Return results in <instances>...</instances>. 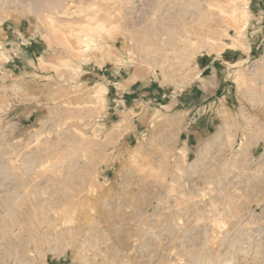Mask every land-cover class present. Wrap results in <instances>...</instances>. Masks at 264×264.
I'll return each mask as SVG.
<instances>
[{
	"label": "rangeland",
	"instance_id": "374dc122",
	"mask_svg": "<svg viewBox=\"0 0 264 264\" xmlns=\"http://www.w3.org/2000/svg\"><path fill=\"white\" fill-rule=\"evenodd\" d=\"M252 17L250 0H0V264H264Z\"/></svg>",
	"mask_w": 264,
	"mask_h": 264
},
{
	"label": "crops",
	"instance_id": "0c3cea01",
	"mask_svg": "<svg viewBox=\"0 0 264 264\" xmlns=\"http://www.w3.org/2000/svg\"><path fill=\"white\" fill-rule=\"evenodd\" d=\"M250 9L253 13L251 24L254 29L248 33L249 51L247 54L264 46V37H260L262 30L260 23L264 20V0H250Z\"/></svg>",
	"mask_w": 264,
	"mask_h": 264
},
{
	"label": "bare ground",
	"instance_id": "6f19581e",
	"mask_svg": "<svg viewBox=\"0 0 264 264\" xmlns=\"http://www.w3.org/2000/svg\"><path fill=\"white\" fill-rule=\"evenodd\" d=\"M207 2V1H206ZM209 2V1H208ZM215 2H216V0H215ZM171 3V2H170ZM210 3V2H209ZM213 3H214V1H213ZM218 9V8H217ZM221 10V9H220ZM235 10V9H234ZM242 10H244V9H242ZM174 12H176V11H174ZM223 12V11H222ZM236 12H238V11H236ZM242 12V11H241ZM178 13V12H177ZM240 13V12H239ZM235 14V13H234ZM236 14H238V13H236ZM244 14V13H243ZM223 15V14H222ZM245 15V14H244ZM236 16V15H235ZM233 17H234V15H233ZM223 19V18H222ZM162 28H167L166 26H162ZM156 31L158 30V29H155ZM159 31H160V29H159ZM162 31H164V30H162ZM192 38V37H191ZM191 42H192V40H191ZM195 44V43H194ZM197 77V76H196ZM13 224V223H12ZM17 224V225H16ZM11 225V224H10ZM13 226V227H12ZM11 227H12V231H10L11 233L9 234V233H6V235H4V236H2V239L4 240V241H6L7 240V243L9 242L8 240H12L13 239V237L14 236H18V235H16L17 234V232H18V230L19 231H22L21 230V228H20V226H19V223H16L15 222V224L14 225H12ZM10 227V228H11ZM22 227V226H21ZM23 229V228H22ZM11 230V229H10ZM16 230H17V232H16ZM19 233H21V232H19ZM23 234H24V232H22ZM7 234H9V235H7ZM23 234H21V235H23ZM21 235H19V236H21ZM10 240V241H11ZM11 243V242H10ZM2 244H4L3 242H2ZM4 245H6V244H4ZM3 246V245H2ZM9 246V245H8ZM82 259V258H81ZM87 258H83L82 259V261H81V264H94V262H92V261H89V258H88V260H86ZM92 259V258H91ZM90 259V260H91ZM95 260V259H94ZM96 262H97V260H95Z\"/></svg>",
	"mask_w": 264,
	"mask_h": 264
}]
</instances>
